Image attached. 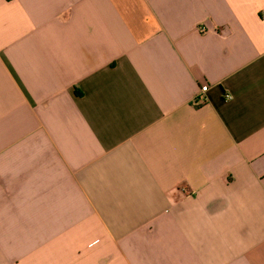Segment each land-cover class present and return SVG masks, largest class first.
<instances>
[{
	"label": "crops",
	"instance_id": "crops-1",
	"mask_svg": "<svg viewBox=\"0 0 264 264\" xmlns=\"http://www.w3.org/2000/svg\"><path fill=\"white\" fill-rule=\"evenodd\" d=\"M0 264H264V0H0Z\"/></svg>",
	"mask_w": 264,
	"mask_h": 264
},
{
	"label": "built area",
	"instance_id": "built-area-1",
	"mask_svg": "<svg viewBox=\"0 0 264 264\" xmlns=\"http://www.w3.org/2000/svg\"><path fill=\"white\" fill-rule=\"evenodd\" d=\"M208 87L207 86H202L201 89H200V92H199V95H198V100L199 101H202V102H205V92L207 91ZM232 98V96H227V99L230 100Z\"/></svg>",
	"mask_w": 264,
	"mask_h": 264
}]
</instances>
